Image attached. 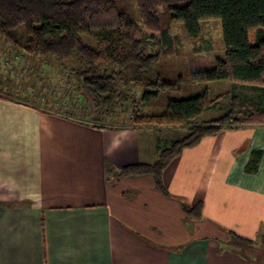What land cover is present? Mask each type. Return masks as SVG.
<instances>
[{"label":"crops","instance_id":"obj_1","mask_svg":"<svg viewBox=\"0 0 264 264\" xmlns=\"http://www.w3.org/2000/svg\"><path fill=\"white\" fill-rule=\"evenodd\" d=\"M11 79L0 77V264H257L250 254L264 257V126L225 129L185 149L163 173L167 197L154 176L117 178L110 168L157 162L177 129L49 111L13 98ZM229 83L233 93L209 90L213 99L229 96L202 116L225 99L229 112L231 96L250 93ZM256 151L263 157L249 172ZM183 202L202 206V217L188 216Z\"/></svg>","mask_w":264,"mask_h":264},{"label":"trees","instance_id":"obj_2","mask_svg":"<svg viewBox=\"0 0 264 264\" xmlns=\"http://www.w3.org/2000/svg\"><path fill=\"white\" fill-rule=\"evenodd\" d=\"M119 0H0V36L33 57H53L60 62L77 58L82 82L79 91L91 98L98 109L114 113L128 101L121 85L136 81L161 89L176 88L174 83L153 81V65L162 46L144 39L145 29L162 32L168 40L172 23H183L192 40H198L202 23L220 19L223 25L225 57L215 68L194 74L197 82H232L250 91L231 96L229 112L222 118L199 124V118L221 98H211L209 90L181 100H171L163 112H134L138 127H172L183 137L161 150L153 164H135L110 173L121 177L152 175L157 189L167 197L163 173L170 162L205 137L246 126H264V0H135L140 21L120 12ZM159 48L157 54H152ZM130 77V78H128ZM253 93V94H252ZM22 102L29 103L22 99ZM262 151L253 154L249 172H256ZM188 216L201 218L202 206L182 203ZM235 238L244 244L253 241Z\"/></svg>","mask_w":264,"mask_h":264},{"label":"rangeland","instance_id":"obj_3","mask_svg":"<svg viewBox=\"0 0 264 264\" xmlns=\"http://www.w3.org/2000/svg\"><path fill=\"white\" fill-rule=\"evenodd\" d=\"M117 4L120 12L128 13L140 21L139 8L135 0H119ZM144 39L159 42L163 49L153 65V81L174 83L177 87L161 89L158 84L147 87L136 81H130L129 84L124 82L120 93L126 95L128 101L120 103L114 113L98 109L91 98H86L80 93L82 82L78 79L77 72L81 65L77 58L60 62L53 57H33L0 36V77L12 78L10 88L13 91V98L80 119L103 118L109 125H132L134 112L146 115L160 113L166 110L171 100L189 98L205 90H210L212 95L234 92L235 87L229 82L193 80L195 73L214 69L216 60L224 58L222 20L204 21L198 40L189 37L183 23L171 24L168 28V40H164L162 32L146 29ZM158 49L154 48L152 54H157ZM4 83L6 84V80ZM229 103L230 99L221 101L200 120L209 122L225 116ZM164 128L171 127L159 129ZM173 135L179 139L183 133L176 131ZM250 256L257 264H264L261 252Z\"/></svg>","mask_w":264,"mask_h":264}]
</instances>
